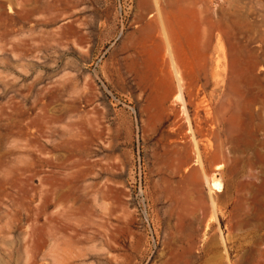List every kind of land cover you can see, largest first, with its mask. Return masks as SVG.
Masks as SVG:
<instances>
[{"label":"rangeland","instance_id":"rangeland-1","mask_svg":"<svg viewBox=\"0 0 264 264\" xmlns=\"http://www.w3.org/2000/svg\"><path fill=\"white\" fill-rule=\"evenodd\" d=\"M173 1L0 0V264H264V0Z\"/></svg>","mask_w":264,"mask_h":264},{"label":"bare ground","instance_id":"bare-ground-1","mask_svg":"<svg viewBox=\"0 0 264 264\" xmlns=\"http://www.w3.org/2000/svg\"><path fill=\"white\" fill-rule=\"evenodd\" d=\"M170 2H168V5H169V3L170 4H173L174 3V1L173 0H169ZM176 1H178V0H176ZM187 1H190L191 2V0H182V3H184V5H183V7H185L186 8V6H187ZM179 5V4H178ZM172 6V5H171ZM177 6V5H176ZM189 7V6H188ZM184 8V9H185ZM192 8V7H191ZM185 11V10H184ZM176 26V25H175ZM165 42V41H164ZM172 60H173V58H172ZM175 70H177V69H174V72H175V80H176V83H177V89H178V94H177V99L182 103V108H183V113L185 114V116L187 115L186 114V111H185V108H184V106H185V100H184V96H183V80H182V78L179 76V73L177 72V71H175ZM188 123V122H187ZM193 152H195V162L196 163H200L199 161H200V159H199V154L197 153V151H193ZM194 162V163H195ZM197 164V165H198ZM201 164V163H200ZM200 177V176H199ZM208 182V181H207ZM214 182V181H213ZM210 183V182H209ZM217 184V183H216ZM210 190V189H209ZM210 195V194H209ZM210 199V198H209ZM189 202V201H188ZM189 204V203H188ZM214 208V207H213ZM206 209V208H205ZM213 211H214V209H213Z\"/></svg>","mask_w":264,"mask_h":264},{"label":"water","instance_id":"water-1","mask_svg":"<svg viewBox=\"0 0 264 264\" xmlns=\"http://www.w3.org/2000/svg\"><path fill=\"white\" fill-rule=\"evenodd\" d=\"M222 167L219 166L218 169H221ZM211 180H215V181H219L221 183V176H220V173L216 172L213 174ZM222 184V183H221Z\"/></svg>","mask_w":264,"mask_h":264},{"label":"crops","instance_id":"crops-1","mask_svg":"<svg viewBox=\"0 0 264 264\" xmlns=\"http://www.w3.org/2000/svg\"><path fill=\"white\" fill-rule=\"evenodd\" d=\"M169 6V5H168ZM187 20V19H186ZM190 21V20H189ZM173 23V22H170V24Z\"/></svg>","mask_w":264,"mask_h":264}]
</instances>
